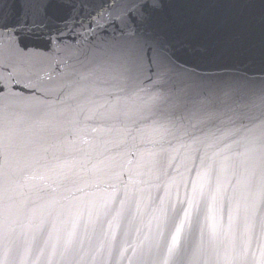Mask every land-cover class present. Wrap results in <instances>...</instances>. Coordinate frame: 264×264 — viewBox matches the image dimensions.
<instances>
[{
    "label": "water",
    "instance_id": "water-1",
    "mask_svg": "<svg viewBox=\"0 0 264 264\" xmlns=\"http://www.w3.org/2000/svg\"><path fill=\"white\" fill-rule=\"evenodd\" d=\"M37 3L0 27V264H264V0H160L137 83L99 59L124 0Z\"/></svg>",
    "mask_w": 264,
    "mask_h": 264
},
{
    "label": "snow or ice",
    "instance_id": "snow-or-ice-1",
    "mask_svg": "<svg viewBox=\"0 0 264 264\" xmlns=\"http://www.w3.org/2000/svg\"><path fill=\"white\" fill-rule=\"evenodd\" d=\"M128 5L115 17L120 35L108 42L100 54L105 66V75L128 83L144 80L158 82L169 76L175 69V61L158 40L147 35L154 26L153 13L158 10L160 0H124ZM7 13L0 12V27L9 23L21 30L30 28V17L39 14L37 0H10ZM72 3V0H46L45 9L53 13ZM240 7L244 6L239 0ZM213 25L225 40L238 41L243 38L248 24L243 18L215 21ZM264 34V15L260 20Z\"/></svg>",
    "mask_w": 264,
    "mask_h": 264
}]
</instances>
